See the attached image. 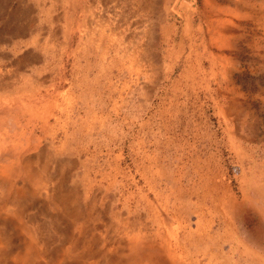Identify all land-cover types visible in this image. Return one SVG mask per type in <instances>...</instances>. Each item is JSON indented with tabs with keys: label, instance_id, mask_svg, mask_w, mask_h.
<instances>
[{
	"label": "rangeland",
	"instance_id": "374dc122",
	"mask_svg": "<svg viewBox=\"0 0 264 264\" xmlns=\"http://www.w3.org/2000/svg\"><path fill=\"white\" fill-rule=\"evenodd\" d=\"M0 264H264V0H0Z\"/></svg>",
	"mask_w": 264,
	"mask_h": 264
}]
</instances>
